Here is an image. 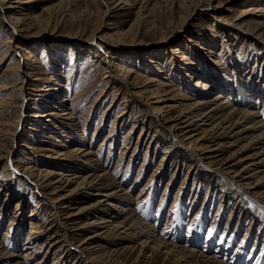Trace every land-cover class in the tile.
I'll return each mask as SVG.
<instances>
[{"label":"rangeland","instance_id":"374dc122","mask_svg":"<svg viewBox=\"0 0 264 264\" xmlns=\"http://www.w3.org/2000/svg\"><path fill=\"white\" fill-rule=\"evenodd\" d=\"M14 1L16 0H10L8 2L6 0L5 5L11 4L13 7L9 6V8H7L9 9L8 13L5 15L0 13V74L5 69H8L9 63L14 61V59L15 64L13 68L17 69L20 64L19 62H28L26 58L29 57V62L33 64L35 69L34 74L40 79L32 80L33 84H38L46 89H50L45 92L49 95H57L59 99L47 100L43 98L47 100V103L43 102V100L35 101L38 96L30 94L36 92L33 90L35 85H31V88L28 89V94L26 95L24 93L23 97L20 96V93H13L8 96L12 98L9 99V103L13 104V106L11 107L10 114L7 115L8 118L3 119V122L5 121L7 124L0 122V186L3 185L2 187H5L4 192L1 193L0 196V240L4 239V233L8 230L9 235L6 236V246L8 250L12 252H22L26 249V247H23L32 229L30 221L33 218H30V215L35 209L39 210L36 220L43 226V232H41V234L37 233L36 239L33 240L37 249L40 248L45 240L49 239V237L54 234V232L51 231H49V233H44L46 228L52 224L49 220L51 216L50 213H52V209L49 205L50 202L49 204L43 203H46V198L42 195L44 190L37 191L34 183L35 179H31L23 172L24 166L27 165L29 161H36V166L38 168L40 167L39 169H41V167L56 171L65 169L63 166L46 164L42 159L45 158V155H53L54 151L59 148V143L56 142L57 138L64 141L65 144L72 141L71 144H69V148L79 144L80 138L78 137V133L83 132V130H81L83 128V122H85L84 120L93 100L98 97L101 91H103V93L108 92L109 88L107 83L104 82L105 80L103 77L107 69H110L108 66L111 61L114 65L121 64L127 67V69L137 70L141 75H152L153 73L147 71L151 68L147 61L153 58L162 63L163 67L161 66V69L155 68L156 74H154L161 82L169 81L173 84L176 83L175 85L180 88L182 92L194 98L198 94V91L202 89L203 84L210 80L213 85L215 84L214 87H216L215 90H211L213 93L212 96H217L222 90V92L225 91V93L229 92L230 87L226 85L227 82L225 83L226 88L224 89L220 88V82L217 81L218 79L216 82L213 79L209 80V78H211L210 76L216 73V70H218L217 73L220 71H222V73L226 71L229 73L232 70L235 71L234 73H237V77L240 79L243 78L244 82L242 83L240 81L242 86L249 84L250 80L248 79L249 76L253 74L252 71H255L254 76H256L251 80L253 82L252 87L255 86L258 79L261 80V72H263L264 75V50L261 49L260 44L257 43L256 36L252 37L244 33L243 31L246 29L245 26L241 25L239 30L232 27V24H240L241 21L237 18L245 7L264 4L262 0H211L212 3H209L210 0H130L127 4L124 2L120 4L119 0H27L28 2L26 0H19V2L13 3ZM117 2L119 4H117ZM1 11L2 10H0V12ZM10 15L14 18L20 15V17L24 15V18L30 15H37V18L33 17L24 20V23L28 22L29 26L33 24L29 29H27L28 26H24L25 28L27 27L26 30L24 27L22 28L20 26L12 29L11 24H15V19L14 21L8 19ZM184 23H188V25L183 27ZM103 25H106V27ZM181 28L183 29L179 32ZM98 31H101V33L109 39L108 42L110 40H122V45L116 46L114 51H111L113 48L112 45L104 40L98 41L96 38L95 35ZM189 39H192V41L188 42ZM10 40L12 41V45L18 46V48H16V51L13 53L9 52L10 55L7 56L6 61L5 59L1 60L2 55L5 53L10 43H7L6 46L4 44L6 41ZM198 41L199 43H197ZM211 48L215 50V53H220V55L213 54L210 51ZM22 49H26L30 52L26 53ZM189 49H192L191 51L194 50V54L191 56L195 63L194 66L187 64L186 62H188V60L182 58L183 52H189ZM172 51H177L176 55H173L175 56L174 60L171 56ZM77 54L79 55V61L77 68L74 69L72 60L75 59H73V56ZM30 55H34V57L30 58ZM214 55H219L224 59L222 60V66L216 65L211 60V62H209L210 58H215ZM56 59L59 61V67L56 65L57 63L53 64V61ZM217 67L219 69H217ZM213 68L214 70H212ZM70 74H72V77H70ZM118 76L117 78L120 80L123 75L120 74ZM132 76H134V73ZM224 76L230 77L231 82H228L230 85L237 86V82L234 81L235 78H233V75L224 74ZM32 77V79H34L35 75ZM123 78L126 77L123 76ZM199 79H201V84L198 86L197 80ZM55 82L66 85H68V82H72V85L71 87L68 85L69 87L63 89L61 92H56L53 89L58 88L61 84L56 85ZM159 83L160 82L157 81L149 85L150 89L159 90L161 88ZM196 83L197 87L194 86ZM123 84L124 87L125 83ZM123 87L120 90H115L110 93L102 105L103 107L98 109L95 115L91 114L88 124H90L91 120L92 123L89 134L87 135L88 139L92 137L94 131L99 127L101 115H103L106 108L111 105L116 94L117 98L115 99H118V97L119 99L116 102L117 105L114 107V116L123 110L125 106V96L129 103L133 104V109L135 111L138 110L137 115H142L144 104L137 102V97L131 94L133 87H129V90H125ZM8 93H11V90L7 91L6 94L3 93V96L0 93V97L3 98L9 95ZM238 96H241L240 91L237 93V97ZM64 97L68 98L64 107L73 108V106H75V115H83L81 116V120L79 119L77 123H75V128H73L72 125H60L59 122H57L58 127H54L53 123L57 121L54 116H44L43 118L31 115L35 113H46L48 111H59V109L64 108L62 106L59 107V103L61 100H64ZM56 101L59 103H56ZM142 101H144V99H142ZM258 104L261 106L264 105V92ZM114 116L108 120L106 125L102 124V127L106 126V130L104 134L96 140L95 147L101 144L104 136L108 134L112 128L115 119ZM129 118H131V115H129ZM141 118L143 119V117ZM149 122V126L152 125V129L147 135L141 152L134 158L135 160L131 162L134 163L132 180L134 181L138 175H143V179L138 187L135 185V189L131 190L130 195L134 197L138 195L137 193L142 185L147 182L149 178L153 177V171L163 162L164 157L168 158V160H166L168 166L165 171L166 174L158 177L157 192L152 193V195L149 196L150 198L148 197L150 201L146 199L147 201L144 202L145 207L144 203L135 206L141 218H144L150 224H154L156 222L154 220L159 219L160 221L157 227L162 230L164 226L167 225V222L168 225H170V222L177 219L178 214H181L182 220L186 221H183L184 225L186 224L185 226L183 225V227H185L183 229L185 236L190 234L193 230H196V228L200 229L202 227L200 220H206V225L204 227L205 233L203 232L205 239L199 244L200 248H196L197 250H203L206 245V238L214 234L218 228L220 231V233L218 231V238L224 237L225 239L227 238L229 242H232L234 240L232 234L241 227L240 235H237L234 244L235 249L242 253L244 257L250 255L248 257H250L251 260L252 258H258L259 253L264 251V222H262V218L259 214L258 219L255 217L257 223H252V218L243 215L240 206V203L242 207L243 205L246 206L247 199L252 197L248 196L245 192V196L240 194V189L229 185L230 179L224 175L221 176L219 180V176L215 178L208 177L201 181L198 180L196 177L198 169L194 167L198 163L199 156L192 152V154L184 160L183 157L176 152V148L179 147V140L176 137H169L168 141L164 142V145L155 151L154 148L156 145L151 144V146H149V142L153 137L155 138V127L158 123L162 125L163 120H149ZM130 126L129 124L128 128L120 132L116 148L112 153V163L108 167L109 170L113 171L117 164L120 166L123 165L119 180L125 175V169H127V164L133 151L128 149L126 150L127 154L125 153L123 158L121 157L124 138ZM6 129L9 130H7L8 134H6ZM34 129L36 130L34 131ZM140 129L141 126L139 131ZM75 131L76 134H74ZM14 132H17L15 133L16 136L13 135ZM68 135H72L74 140H68ZM138 135V133L135 134L133 141L138 139ZM12 140L13 142H11ZM32 146H36V149L28 148ZM108 153L109 152L106 151L103 155V161L108 157ZM146 155L147 162H150L147 167L144 168L142 164L144 163V157ZM227 156L228 153L224 154V157ZM194 164L196 165L194 166ZM142 168H144V172L140 174V169ZM175 172L177 173L173 177ZM43 174L45 175L46 173L43 172ZM43 174H41L39 178L41 177V181H46V183L59 178L52 177L50 180ZM187 176H189V178L192 177L191 180L185 181ZM171 178H173V184L168 186V188L171 189V195L169 201L166 203V201H162L166 196V194L163 193ZM183 181H185L184 187ZM132 183L130 179L129 183H124L122 187L129 188ZM227 185L230 189V193L224 189V186ZM51 191L52 187L48 188L46 193H50ZM177 192H181V200L179 198L175 200ZM60 193H62V191H60ZM237 194L242 197L241 200L240 198L238 199ZM53 196L55 197L57 195L55 194ZM153 197H155L154 200ZM19 200L22 203L20 207L22 217L20 216L21 219L15 220L17 222L11 225L10 222L15 214L14 210H16V203ZM238 200H240V202ZM180 201L183 203V207H177L179 206L177 203ZM76 202L77 201L73 199L72 203H70L73 204V206H70H77L75 205ZM150 202L155 203L151 205ZM249 204L250 209H248V211L249 214H251L252 203L248 202L247 205ZM261 205V203L257 204V206ZM67 210L68 209L65 210V208L61 207L59 209L60 216L58 218L64 222V226L71 227L72 221H68L67 218H64L65 215H68L66 214ZM145 211L146 213H144ZM197 213H201V215L199 214L198 216ZM161 214L162 217L158 218L157 216H161ZM34 220L35 219L32 221ZM81 220L82 222L79 227L81 225V227L85 226V222L90 220V217L84 216ZM220 220H222L221 224ZM189 229H191V231H189ZM89 231L87 227L77 231H69L66 245H64L66 247L62 248V250H60L61 252L59 251V253L56 254L55 250L57 247L56 249L53 248L45 264H56V260L61 258L62 255L66 256L61 258L60 261L62 264H102L93 262L89 259L87 260L79 246L81 241L90 234ZM248 239L251 241L248 247L245 248L247 254L244 255L245 252L241 248L244 244L242 242L246 243ZM51 240L52 239H49V241ZM185 242L186 241L183 240L182 244H185ZM17 243L20 245L22 251H20V248L16 247ZM44 253L45 252L42 250L36 253L38 255L35 256L36 259L33 262L41 259ZM58 264H60V262ZM245 264H251V262L249 261Z\"/></svg>","mask_w":264,"mask_h":264},{"label":"bare ground","instance_id":"6f19581e","mask_svg":"<svg viewBox=\"0 0 264 264\" xmlns=\"http://www.w3.org/2000/svg\"><path fill=\"white\" fill-rule=\"evenodd\" d=\"M5 1L0 0V10H2L0 13L2 15L7 14L9 10L7 8L12 6L11 4L5 5ZM8 1L10 0H7V2ZM119 1L120 4L122 2L127 4L130 0ZM15 2H19V0H16L13 3ZM118 2L117 4H119ZM262 2H264V0H262ZM209 3H212L211 0ZM20 16L15 18L11 15L8 16V19L10 20L14 21L15 19V24H11L12 29L19 26L22 28L24 26H28V28H26L29 29L33 26V24L29 26V23H24V20L33 17L37 18V15H30L26 18L23 17L24 15L22 17ZM237 19L241 21L240 24H232V27L239 30L241 25L245 26L246 29L243 32L252 37L256 36L257 43L260 44V48L264 50V4L249 5L245 7ZM186 25H188V23H184L183 27ZM103 26L106 27V25ZM182 29L183 28L179 29V32L182 31ZM95 36L98 41L104 40L108 44L112 45L113 48L111 51H114L116 46H120L123 43L122 40H110L108 42L109 39H107L101 31H98ZM12 41L10 40L5 42V46L7 43H10L11 45L9 44L6 48L1 60L5 59L6 61L7 56L10 55L9 52L13 53L16 51V48H18V46L16 47L15 45H12ZM191 41L192 39H189L188 42ZM197 43H199V41ZM22 50L26 53L30 52L26 49ZM191 50L192 49H189V52H183L182 58L188 60V62H186L187 64L194 66L195 63L191 57L194 54V50ZM210 51L213 54L220 55V53H215L213 48H211ZM176 52L172 51L171 56L173 60L175 58L173 55H176ZM219 55H214L215 58H210L209 62L212 61L216 65L222 66V60L224 59ZM31 57L33 58L34 55H30V58ZM26 59L28 62H19L20 64L17 69L13 68L15 59L14 61L11 60L12 62L9 63L8 69H5L0 74V93L2 96L3 93L6 94L7 91L11 90V93H8L9 95L3 98L0 97V122L4 124L7 123L5 121L3 122V119L8 118L7 115L10 114L11 107L13 106V104L9 103V99L12 98L8 96L13 93H20V96L23 97L24 93L26 95L28 94V89L31 88L30 86L35 85L33 90L36 92L30 93L38 96L35 101L43 100V102L47 103V100H54L55 98H58L57 95L53 96L45 92L50 89H46L38 84H33L32 80L40 79L36 77V74H34L35 69L33 64L29 62V57ZM73 59V66L75 69L77 68L79 55H74ZM55 63H57L56 65L59 67V61L57 59L53 61V64ZM147 63L151 66V68L147 71L153 73L152 75H141L137 70L127 69V67H124V65L121 64L114 65L111 61L108 66L110 69H107L103 77L105 80L104 82L108 85V92L103 93V91H101L98 97L93 100L84 120L85 122H83V128L81 129L83 132L78 133V137L80 138L79 144L69 148V144H71L72 141L65 144L64 141L57 138L56 142L59 143V148L54 151L53 155H45V158L42 159V161L46 162V164L63 166L65 169L60 171L53 169L47 170L42 167L39 169L40 167L38 168L36 166V161H29L28 164L24 166L23 172L31 179H35L34 183L37 191L42 189L44 190L42 195L46 198V203H43L49 204L50 202L49 205L52 209V213H50L51 216L49 215V220L52 224L46 228L44 233H49V231L54 232V234L49 237V239H52L53 241H49V239L45 240L39 249H37L36 245L33 243V240L37 237V233L41 234V232H43V226L36 220L39 210L35 209L30 215V218L35 220L32 221L33 219H31L30 221V224L32 225L31 234L23 247H26V249L22 251L20 245L17 243L16 247L20 248V251L23 253L8 250L6 246V236L9 235V231L7 230L4 233V239L0 240V264H11L12 262V264H45V262H47L46 259L49 257L53 248L56 249L57 247L55 250L56 254L59 253L62 248L66 247L64 245H66L69 231H77L86 227L90 230V234L87 235L83 241H81L79 246L85 254L87 260L89 259L97 263L245 264L250 261L251 264H264V251L259 253L258 258H252L251 260V258L248 257L250 255L247 256L248 258L244 257L242 253L235 249L234 244L236 242L237 235H240L241 227L232 234V236H234V240L232 242H229L227 238L225 239L224 237L218 238L217 235L220 233L218 228L214 234H212L209 238H206V245L203 250H197L196 248H200L199 244L203 241V239H205L204 227L206 225V220H200L202 227L200 226V229L196 228V230H193L190 234H186L187 236H185L183 230L185 228L183 227V221L185 220H182L183 218L181 214H178V218L170 222L172 226L170 223V225H168L167 222V225H165L162 230L157 227L160 221L158 218L162 217V214L161 216H157L158 220H154L156 221L154 224H150L144 218H141V216L137 213V208L135 206L140 203L143 204L147 201L146 199L150 198L149 196H151L152 193L157 192L158 177L166 174L165 171L168 166V162L166 163V160H168L167 157H164L163 162L155 168L153 171V177L149 178L148 181L142 185L137 193L138 195L136 197L130 195L131 190L135 189V185L138 187L143 179V175H138L134 181L132 180L134 163L131 162L135 160L134 158L141 152L143 144L147 139V135L152 129V125L149 126V120H163L162 125L158 123L155 127V138L153 137V142L152 140L149 142V146H151V144H155L156 147L154 149L157 151L158 148L164 145V142L168 141L169 137H176L179 140V147L176 148V152L179 153L184 160L188 158L192 152L193 154L196 153L199 156L197 165L194 164V166L196 165L194 168L198 169V173L196 174L198 180L201 181L208 177L215 178L217 176H219V180L223 175L228 177L230 179L229 185L240 189V194L245 196V192L248 196L252 197L247 199V203H252V210L250 211L252 212L251 214H249L248 211V209H250V204L247 205L246 203V206L243 205L242 207L240 203L243 215L251 217L252 223H257L258 215L260 214L262 222H264V105L261 106L258 104L259 99H261L264 92L263 72H261V80L258 79L255 86L252 87L253 82L251 80L256 77L254 76L255 71H252L253 74L249 76L248 80H250V85L247 84L242 86L241 82H244L243 78L240 79L237 77V73H234L235 71L232 70L229 73L227 71L225 73L220 71L217 73L218 70H216V73L210 76L211 78H209V80L213 79L216 82L218 79L217 81L220 82V85L219 83L218 85L220 88L224 89L226 88L225 83L227 82L226 85L230 87L229 92L225 93V91L222 92V90L217 94V96H212L213 93L211 90H215L216 87H214L215 84L213 85L210 80L203 84L202 89L198 91V94L194 98L187 95L185 92H182V90L175 85L176 83L173 84L169 81L161 82V80L154 75L156 74L155 68L161 69L163 67L161 62L150 58ZM214 68L212 70H214ZM217 69L219 68L217 67ZM133 73L134 76H132ZM117 74H122L126 78H123L122 76V79L120 78L119 80L117 78ZM224 74H228L230 76L233 75V78H235L234 81L237 82V86L230 85L228 83L231 82L230 77H225ZM34 75L35 77L32 79V76ZM71 75L72 74H70V77H72ZM61 76L64 77L63 75ZM157 81L160 82L159 85H161V88L159 90L150 89L149 85L156 83ZM123 83H125L124 87ZM197 83L199 86V84H201V79L197 80ZM197 83L196 85L194 84V86L197 87ZM55 84L59 85L61 83L55 82ZM68 85L71 87L72 82H68ZM68 85L61 84L62 87L58 86V88L53 90L61 92L63 89H67V87H69ZM122 87L125 90H129V87H133L131 94L137 97V102L144 104V111L141 113L142 115H137L138 110L135 111L133 109V104H130L125 96V106L123 110L114 116V107L117 105L116 102L119 99V97L118 99H115L117 98L116 94L111 102V105H109L104 111V114L101 115L99 127H96L97 129L94 131L92 137L88 139L87 135L89 134L92 123L91 120L90 124H88L91 114L95 115V112L103 107L102 105L104 104L107 96L115 90H120ZM238 91H240L241 96L237 97ZM43 98H46L47 100H44ZM141 98L144 99L145 102L142 101ZM67 100L68 98L64 97V100H61L60 103L56 101V103H59V107H64ZM74 108L75 106H73V108L64 107L59 109L57 112L48 111L46 113H35L31 115L43 118L44 116H54V118L57 119V121L53 123L54 127H58L57 122H59L60 125H72L73 128H75V123H77V120H81V116L83 115L76 114V116V110L74 111ZM129 115H131V118H129ZM112 116L115 117L112 128L108 134L104 136L101 144L98 147H95L96 140L101 137L106 130V126L102 127V124L106 125ZM141 117H143V119ZM46 120L49 121L50 118L49 120ZM129 124L131 126L127 130V134L124 138L121 157L123 158L126 150L128 149L133 151L127 164V169H125V175L121 180H119L120 172L123 170V165L120 166L117 164L113 171L109 170L108 167L112 163V153L116 148L118 136L120 132L128 128ZM140 126L141 129L139 131ZM7 130L8 129H6V131ZM35 130L36 129H34V131ZM8 131L6 134H8ZM76 131L74 134H76ZM15 133L17 132H14L13 135H15ZM136 133L139 134L138 139L133 141V137ZM68 137V140H74L72 135H68ZM11 142H13V140ZM28 148L36 149V146ZM106 151L109 152L108 157L105 161H103V155ZM226 153H228V156L224 157V154ZM149 162H147L146 155L144 157V163L142 164L144 165V168L147 167ZM144 168L140 169V174L144 172ZM43 172L46 174L44 175ZM176 173L177 172L173 174V177ZM41 174L47 176L50 180L52 177L59 178L46 183V181H41V177L39 178ZM191 178L192 177L189 178V176H187L185 181H189ZM130 179L133 183L129 186V188H123V184L126 182L129 183ZM172 181L173 178H171L164 189L163 194H166V196L164 195L165 197L162 201H166V203L170 199L171 189L168 188V186L173 184ZM185 181H183V187ZM2 186L3 185L0 186V196L1 193L4 192L5 188ZM50 187H52V191L50 193H46V190ZM224 189L230 193L228 185L224 186ZM60 191H62V193H60ZM55 194L57 196L54 197L53 195ZM181 197V192H177L175 200H177V198L181 200ZM237 197L238 199L240 198V200L242 199V197L238 194ZM154 198L155 197H153V200ZM73 199L77 201L75 203L77 206L75 207L70 206H73V204H70ZM240 200L238 201L240 202ZM259 203L262 205L257 206ZM16 204V210H14L15 214L10 222L11 225L15 224L17 222L15 220H19L20 216L22 217L20 212L22 203L19 200ZM177 204H179L177 207H183V203L181 201ZM61 207L65 208V210L68 209L66 213L68 215H65L64 218H67L68 221H72L71 227L64 226V222L58 218L60 216L59 209ZM144 213H146V211ZM199 214L201 215V213H197L198 216ZM84 216H89L90 220L85 222V226L81 227V225L79 227L82 222L81 219ZM255 217H257V219ZM221 222L222 220H220V224ZM183 240L186 241L185 244H182ZM250 241L251 240L248 239L246 243L242 242L244 244H241V248L245 252L244 255L247 254V250H245V248L248 247ZM41 250L45 252L44 256L38 261L33 262L36 259L35 256L38 255L36 253ZM64 257L66 256H61V258ZM61 258L56 260V264L59 262L62 264L60 261Z\"/></svg>","mask_w":264,"mask_h":264},{"label":"snow or ice","instance_id":"6c2138e0","mask_svg":"<svg viewBox=\"0 0 264 264\" xmlns=\"http://www.w3.org/2000/svg\"><path fill=\"white\" fill-rule=\"evenodd\" d=\"M189 231H191V229H189ZM210 235H211V233H210Z\"/></svg>","mask_w":264,"mask_h":264}]
</instances>
